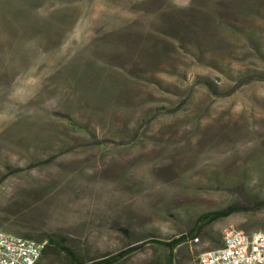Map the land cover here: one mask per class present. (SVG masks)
Segmentation results:
<instances>
[{"label": "rangeland", "instance_id": "374dc122", "mask_svg": "<svg viewBox=\"0 0 264 264\" xmlns=\"http://www.w3.org/2000/svg\"><path fill=\"white\" fill-rule=\"evenodd\" d=\"M247 69L264 72V0H0V231L43 237L38 264L134 245L114 264H170L155 240L264 200V76ZM231 230H264V209L176 263Z\"/></svg>", "mask_w": 264, "mask_h": 264}, {"label": "built area", "instance_id": "2783aa9c", "mask_svg": "<svg viewBox=\"0 0 264 264\" xmlns=\"http://www.w3.org/2000/svg\"><path fill=\"white\" fill-rule=\"evenodd\" d=\"M199 239L196 238L195 241ZM45 243L0 231V264H38ZM198 264H264V230H231L221 247L203 251Z\"/></svg>", "mask_w": 264, "mask_h": 264}, {"label": "trees", "instance_id": "16d2710c", "mask_svg": "<svg viewBox=\"0 0 264 264\" xmlns=\"http://www.w3.org/2000/svg\"><path fill=\"white\" fill-rule=\"evenodd\" d=\"M240 75V79L243 78H247V79H252V78H256V77H262L264 76V72L256 70V69H247V70H243V71H239L238 72ZM199 80L201 82H204L208 85H212V82L207 79L206 77H200ZM264 209V200L258 201L256 204L251 205V206H246V205H232L229 206L225 209H221V210H215L212 212H208L203 214L200 218H199V223L198 226H196L194 229H192L188 234L185 235H181L179 237H176L174 239H170V240H165V239H157L154 242L156 244L162 245L166 248L169 249L171 256H175V250L178 246H180L181 244H183L184 242L189 241L190 236L192 237L193 240H195L198 237H195L196 235L199 236L201 235L203 229L207 226H210L212 224H214L215 222L228 218L231 215H233L234 213L237 212H241V211H259ZM22 211H18L16 214L17 215H22ZM26 216V214L24 215ZM24 236L29 237V238H33L36 239L38 241H43L44 238L40 237V236H36V235H30L29 233H26ZM51 242V241H50ZM143 247V245H134V246H129L121 251H119L118 253L108 256V257H104L100 260H97L95 262H92L90 264H114L122 259H124L125 257H127L128 255L132 254L135 251L140 250ZM63 250L67 251L71 256L74 257V255L72 254V252L65 248V247H61ZM74 264H80L78 262L77 259H75V257L73 258ZM177 264V263H175Z\"/></svg>", "mask_w": 264, "mask_h": 264}, {"label": "crops", "instance_id": "0c3cea01", "mask_svg": "<svg viewBox=\"0 0 264 264\" xmlns=\"http://www.w3.org/2000/svg\"><path fill=\"white\" fill-rule=\"evenodd\" d=\"M175 253V256H171V253H170V251L168 252V254H169V263L170 264H175L176 263V259H177V257H176V250L174 251ZM104 258V257H103ZM100 260V259H99Z\"/></svg>", "mask_w": 264, "mask_h": 264}]
</instances>
